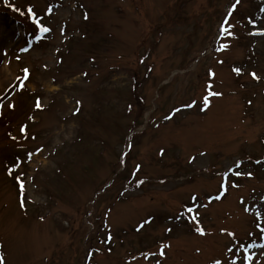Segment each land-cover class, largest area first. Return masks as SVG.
Listing matches in <instances>:
<instances>
[{"label":"rangeland","instance_id":"1","mask_svg":"<svg viewBox=\"0 0 264 264\" xmlns=\"http://www.w3.org/2000/svg\"><path fill=\"white\" fill-rule=\"evenodd\" d=\"M4 2L25 13L12 14L21 21L6 13ZM233 4L0 0V251L6 264H212L231 255L232 238L221 229L235 232L247 254L264 264L258 247L264 244V35L251 34L264 31V0H241L226 23L235 38L220 39ZM28 7L50 32L39 30ZM221 44L229 47L216 51ZM25 67L30 74L22 81ZM208 84L223 95L201 110ZM193 99L196 106L186 107ZM176 108L181 111L165 119ZM38 149L29 161L27 154ZM236 162L245 175L230 172L228 179L239 187L197 209L207 233L201 236L186 208L194 195L200 204L216 195L222 174ZM18 174L26 181L23 207ZM107 234L112 242L102 243ZM162 247L163 256L141 255Z\"/></svg>","mask_w":264,"mask_h":264},{"label":"snow or ice","instance_id":"2","mask_svg":"<svg viewBox=\"0 0 264 264\" xmlns=\"http://www.w3.org/2000/svg\"><path fill=\"white\" fill-rule=\"evenodd\" d=\"M240 3H241V0H235V4L232 5V9L235 10L236 5H239ZM9 6L12 7L14 11L20 12L21 15L25 14L23 11H21L20 8H18L16 6H14V5H9ZM48 11L50 13L51 9H49ZM26 13L31 17L33 22L39 27V30L42 33H48V32L51 31L50 28L44 27L41 24L40 19H37V15H36V13H35V11H34V9L32 7H28L26 9ZM231 14H232L231 12L228 13L229 16H231ZM224 23L226 24L227 20H225ZM225 33H227L229 35H232L233 38H235L234 33H231L229 31V28H226V27L222 26L221 29H220L219 36L223 37ZM251 34L264 35V31H258L256 33H251ZM228 47H229V45H227V44H221V46L219 48H217L216 51H223V50L227 49ZM21 51L27 52V51H29V49L28 48H22ZM5 55H7V53H5ZM219 62L221 64L223 63L222 60L219 61ZM233 71L235 72V74L237 76L242 74V69L240 67H234ZM22 72L24 73L23 77H18V79H21L22 81H26L29 78L30 70L27 67H25V68L22 69ZM209 75L214 78L216 73L214 71H210ZM251 76L254 79H256L257 81L260 79V77L255 72H252ZM13 87H15V86H13ZM20 87L22 88L23 84H21ZM222 95H223V93L213 90V85L212 84L206 85L205 94H203L200 97V100H199V102L202 104V109L201 110H207V107L211 106V103H210V98L211 97H217V96H222ZM197 102L198 101L196 99H193V101L190 104L186 105V107L193 108V107L196 106ZM249 103H251V102H249ZM7 106L11 107L13 109L15 108V105L13 103H11V101H9ZM35 106L37 108H41L42 107L41 101L39 99H37ZM179 111H181V109L180 108H176L175 111L172 113V115L166 116L165 119H171L172 116H174ZM20 131L24 134V139H28L27 125H23L21 127ZM31 138L33 140L36 139L35 136H33ZM11 139L13 141H15L17 138L15 136H11ZM42 151H43V149H38L36 153L29 152L27 154V159L29 161H31L34 155H36V154H38V153H40ZM161 154H163V151L161 152ZM21 163H22V161L18 160V162L15 164V169H19L20 166H21ZM241 164H242V162H236L234 168H229L227 171H225L222 174V181H221V183L219 185L217 194L209 196L207 203L200 204L198 202V197L195 196V195L192 196L191 199H192L193 206L192 207H187L186 208V212L188 214H190V220L195 225H197L195 227V231L197 233H199L201 236L207 235V233H206L205 229L202 226H199L200 225V217H199V214L197 212V209H199L201 207L206 209V208H208L209 204H211L213 201H218V200L223 199L224 196L227 194L229 187H232V188H238L239 187V185L236 184V183H231L230 184L228 177H229V173L230 172L234 173V175H236V176L245 175V173H243L241 171H238V169H240V167H241ZM139 170H140V166L138 165L137 168H136V171L138 172ZM13 171H14L13 168H9L8 169V174L12 175ZM246 175L251 177L252 173L248 172V173H246ZM16 180L18 182V187H19V192H20L21 207H23L24 204H25V193L27 192L26 181H25V179L23 177V174L16 175ZM138 183L139 184H143L144 181L140 180V181H138ZM241 203L242 204L244 203L243 199H241ZM245 211L247 212V211H249V209L245 208ZM181 215H183V213H181ZM255 215H256V218H260L261 212L258 210ZM150 222L151 221L146 220L144 222V224H147V223H150ZM144 224H141L140 228H143ZM257 227L259 228L260 225L257 224ZM167 231L171 232L172 229L169 228V229H167ZM221 232L222 233H227V235L232 238L230 246L227 247V253H229L231 255L230 256H224V257L215 258L213 260L212 264H238V261H239V264H258V261L254 257V255L247 254L248 251H249V246L246 245V243L244 242L243 239L238 238L236 236L235 232H229L227 229H221ZM260 232L264 233V228H260ZM252 235H254V234L253 233H249V236H252ZM112 239H113V237L111 236V234H109L108 237H107V242L110 243L112 241ZM104 242L105 241H102V243H104ZM164 247H170V245H165ZM164 247L160 248L158 253H151V254L142 253L141 255H142V257L144 259H150L151 257L157 256V255L163 256V255H165ZM251 247L255 248V247H257V245L253 244V245H251ZM258 247L261 250H264V244H260V245H258ZM109 251H111V249H109ZM238 253H239V255H238ZM0 264H6L5 258L3 256H0Z\"/></svg>","mask_w":264,"mask_h":264},{"label":"bare ground","instance_id":"3","mask_svg":"<svg viewBox=\"0 0 264 264\" xmlns=\"http://www.w3.org/2000/svg\"><path fill=\"white\" fill-rule=\"evenodd\" d=\"M1 80V79H0Z\"/></svg>","mask_w":264,"mask_h":264}]
</instances>
